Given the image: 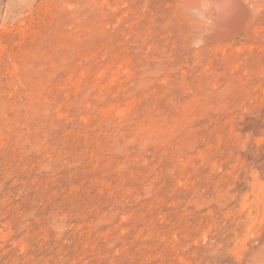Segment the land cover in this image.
Returning a JSON list of instances; mask_svg holds the SVG:
<instances>
[{
  "label": "rangeland",
  "instance_id": "rangeland-1",
  "mask_svg": "<svg viewBox=\"0 0 264 264\" xmlns=\"http://www.w3.org/2000/svg\"><path fill=\"white\" fill-rule=\"evenodd\" d=\"M238 3L198 49L177 0H35L0 26V264L264 247V0Z\"/></svg>",
  "mask_w": 264,
  "mask_h": 264
},
{
  "label": "clouds",
  "instance_id": "clouds-1",
  "mask_svg": "<svg viewBox=\"0 0 264 264\" xmlns=\"http://www.w3.org/2000/svg\"><path fill=\"white\" fill-rule=\"evenodd\" d=\"M239 0H177V13L185 23L186 43L198 49L209 36L222 29L237 11ZM35 0H0V26L22 22ZM255 242H253V245ZM247 264H264V247L250 251Z\"/></svg>",
  "mask_w": 264,
  "mask_h": 264
},
{
  "label": "bare ground",
  "instance_id": "bare-ground-1",
  "mask_svg": "<svg viewBox=\"0 0 264 264\" xmlns=\"http://www.w3.org/2000/svg\"><path fill=\"white\" fill-rule=\"evenodd\" d=\"M249 17L248 11L238 3L237 11L231 20L223 26V28H231L232 26L239 25Z\"/></svg>",
  "mask_w": 264,
  "mask_h": 264
}]
</instances>
